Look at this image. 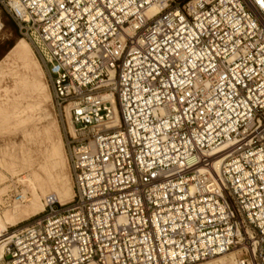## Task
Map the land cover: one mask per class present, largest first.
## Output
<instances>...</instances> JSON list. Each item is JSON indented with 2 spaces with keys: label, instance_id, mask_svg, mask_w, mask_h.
<instances>
[{
  "label": "built area",
  "instance_id": "obj_1",
  "mask_svg": "<svg viewBox=\"0 0 264 264\" xmlns=\"http://www.w3.org/2000/svg\"><path fill=\"white\" fill-rule=\"evenodd\" d=\"M2 11L69 112L73 196L0 264H264V0H0V32Z\"/></svg>",
  "mask_w": 264,
  "mask_h": 264
},
{
  "label": "rangeland",
  "instance_id": "obj_2",
  "mask_svg": "<svg viewBox=\"0 0 264 264\" xmlns=\"http://www.w3.org/2000/svg\"><path fill=\"white\" fill-rule=\"evenodd\" d=\"M1 20L4 24L0 32V61L3 59L4 66V72L0 75V174L3 177L0 180V215L2 216L13 207L16 193L25 189L26 196L30 197L29 180H34V176H38L44 188H48L50 183L58 180L68 182L73 189V178H71L68 159V141L70 140L67 131L68 120L63 109L54 100L45 63L42 62L35 47L27 40L26 42L31 46L30 59L34 65L35 75L41 82L48 85V96L43 98L45 110L42 114L38 110H28V120L30 121L23 124H14L13 121L7 123L3 120L2 109L14 106L24 107L31 104L36 98V92L26 89L22 82L23 79H29L32 76L31 72L17 56L9 55L15 42L19 39L11 26V23L14 22L4 11L1 12ZM18 35L21 38V35ZM48 123L50 124L49 132L44 133V128ZM56 139L63 143L62 155L65 160L61 164L50 159L46 153L50 143ZM24 157L27 162L22 160ZM12 170L16 173H12ZM36 189L41 194L38 186ZM46 193L53 192L48 190ZM40 199L43 202V196L40 195ZM25 205L24 202L21 207ZM25 215L14 224H6L7 227L12 226L8 230L28 224L37 219L41 213L31 217L33 214L27 211ZM16 224L18 225L13 226ZM226 264H231L230 258L226 259Z\"/></svg>",
  "mask_w": 264,
  "mask_h": 264
},
{
  "label": "bare ground",
  "instance_id": "obj_3",
  "mask_svg": "<svg viewBox=\"0 0 264 264\" xmlns=\"http://www.w3.org/2000/svg\"><path fill=\"white\" fill-rule=\"evenodd\" d=\"M151 10L154 9L151 8ZM30 54H31V46L22 37L17 39V41L15 42L14 46L12 47L9 53V55L17 56L20 59V61L25 65V67L31 72L32 76L29 79H23L22 82L25 84L26 89L32 92L33 91L36 92V98L33 100L31 104H28L24 107L14 106L13 108L2 109L1 112L3 113L2 114L3 120L6 121L7 123H9V121H13L14 124L26 123L30 121L28 120L29 118L28 110L30 111L38 110L41 114L45 110L43 104L45 101L43 98H46L48 96V85L44 82H41L38 79V77L35 75V70L33 69L34 65L33 62H31ZM2 60L0 61V75L4 72V66ZM45 92L47 93L46 95L44 94ZM103 97L105 99L111 100L112 109L114 112V123L119 124L117 107L115 105L114 96L109 93H103ZM30 118L32 117L30 116ZM66 119L68 120V125H69L68 128L71 134H73V128L69 120V112L67 109H66ZM49 126H50L49 123L45 126L44 133L49 132L48 131ZM62 144L63 143L59 139L53 140L46 151L50 159H53V161L55 162H60V164L65 160L63 159V155H62L63 154ZM217 159L218 160L215 163V167H218L222 160L221 157H217ZM22 160H24V162L25 161L27 162L25 157ZM69 168H70V161H69ZM12 173H16V171L12 170ZM2 179L3 177L0 174V180ZM33 179L34 180L32 181L29 180L30 197H27L25 194V189H22V191H19L18 193L15 194L13 207L10 210L6 211L2 216L0 215V238L4 235V232L8 230L6 224H11V223L14 224L21 217H23L27 211H30V213H32L33 216H36L37 213H40L44 209L45 206L44 197L46 195L52 194L55 196V198H58V200L62 203L72 200L73 189L68 182L57 180V182L50 183L48 188H44L42 183L40 182V179H38V176H34ZM37 186L40 188L41 194L38 193L36 189ZM48 190H52L53 193H46L48 192ZM40 195L43 196V202H41ZM24 202L26 203V205L24 207H21L22 203ZM18 224L13 226H17ZM9 227L12 226L9 225ZM1 241L2 240L0 239V256L2 253ZM237 254H239V252H237V250H234L231 251L230 253L221 254L216 256L215 258L204 261L205 263L199 262L198 264H226L227 258H230L231 264H235V261L238 256ZM196 263L197 262H195V264Z\"/></svg>",
  "mask_w": 264,
  "mask_h": 264
},
{
  "label": "trees",
  "instance_id": "obj_4",
  "mask_svg": "<svg viewBox=\"0 0 264 264\" xmlns=\"http://www.w3.org/2000/svg\"><path fill=\"white\" fill-rule=\"evenodd\" d=\"M11 26L13 27V30L15 32V34L17 35V38H20V36L17 34V27L14 23H11Z\"/></svg>",
  "mask_w": 264,
  "mask_h": 264
}]
</instances>
